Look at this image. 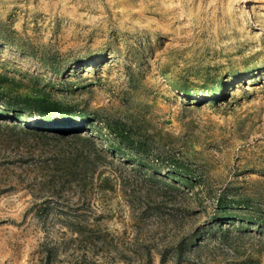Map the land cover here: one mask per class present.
I'll list each match as a JSON object with an SVG mask.
<instances>
[{"label":"rangeland","instance_id":"obj_1","mask_svg":"<svg viewBox=\"0 0 264 264\" xmlns=\"http://www.w3.org/2000/svg\"><path fill=\"white\" fill-rule=\"evenodd\" d=\"M0 264H264V0H0Z\"/></svg>","mask_w":264,"mask_h":264},{"label":"trees","instance_id":"obj_2","mask_svg":"<svg viewBox=\"0 0 264 264\" xmlns=\"http://www.w3.org/2000/svg\"><path fill=\"white\" fill-rule=\"evenodd\" d=\"M34 98V97H33ZM35 98L36 99H40V98H43V97H40V96H35ZM43 100H48L47 98H43ZM48 103H51V102H49V100H48ZM43 110V109H42ZM47 110H49V109H47ZM51 110V109H50ZM43 112H47V111H43ZM45 113H42V115H44ZM47 114V113H46ZM53 117H58V116H63V115H61V114H59V115H52Z\"/></svg>","mask_w":264,"mask_h":264},{"label":"bare ground","instance_id":"obj_3","mask_svg":"<svg viewBox=\"0 0 264 264\" xmlns=\"http://www.w3.org/2000/svg\"><path fill=\"white\" fill-rule=\"evenodd\" d=\"M92 59H90L89 60V62L91 61ZM91 64H93L92 62L88 65V67L91 65ZM34 120H35V118L33 117V118H31V122H34Z\"/></svg>","mask_w":264,"mask_h":264}]
</instances>
